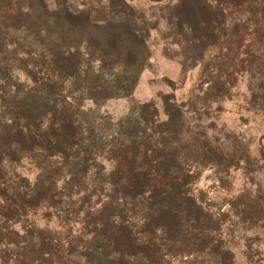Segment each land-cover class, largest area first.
<instances>
[{
    "label": "rangeland",
    "instance_id": "obj_1",
    "mask_svg": "<svg viewBox=\"0 0 264 264\" xmlns=\"http://www.w3.org/2000/svg\"><path fill=\"white\" fill-rule=\"evenodd\" d=\"M260 1L0 0V94L22 103L15 113L0 107V126L26 121V108L41 114L39 144L24 151L15 183L39 199L47 175L57 174L56 189L78 172L103 190L114 178L115 191L71 208L114 213L132 244L154 243L150 254L140 244L118 264L141 255L145 264H201L197 245L210 234L195 209L203 203L260 209L258 226L247 214L232 230L244 250L261 238L264 252V40L249 35ZM47 60L67 77L48 78ZM150 145L171 175L163 186L144 174ZM83 245L52 264H101ZM106 247L99 253L108 261L124 252Z\"/></svg>",
    "mask_w": 264,
    "mask_h": 264
},
{
    "label": "trees",
    "instance_id": "obj_2",
    "mask_svg": "<svg viewBox=\"0 0 264 264\" xmlns=\"http://www.w3.org/2000/svg\"><path fill=\"white\" fill-rule=\"evenodd\" d=\"M246 1L252 4L254 0ZM255 1L258 3V0ZM260 2L262 7H257L260 10L257 11L259 13L255 16L254 11L249 15L253 28L249 35L260 36L264 40V0ZM43 68L48 78L51 76L52 81L67 77L64 69L60 67L53 69L49 60L44 62ZM54 74L57 75L54 76ZM50 81L51 79H48V82ZM14 101H17L15 106H9ZM0 104L2 105L0 106L2 107L1 113L5 114L10 107L12 112H17L22 103L17 100L16 96L0 94ZM23 114L27 117L26 121H12L7 126H0V264H52L59 257L65 260L69 255V248L72 249L76 241L84 243L83 248L90 261L92 257L99 255L102 259L101 264H118L123 260L126 261L140 244L147 246V252L150 254L154 245L152 240L146 239L141 243L132 244L131 236L123 231L122 225L115 222L114 213L106 212L102 218H93L89 214L71 208L75 201L84 199V196L92 195L97 198L106 192L115 191L111 189L116 184L114 178L107 182L110 189L103 190L100 184L96 185L95 181L90 180L92 176L88 171L78 172L79 178L74 180L71 186L61 181L63 183L61 189H56L53 185L58 182L57 174L56 177L47 175L44 179L46 185H43L41 190L43 194L39 199L35 196L28 197L27 193L15 183V180L20 178L16 169L22 163V159L27 158L24 151H35L39 144L35 137L41 127L38 121L41 114H38L36 109H23ZM44 132L40 133L45 134ZM195 151L200 153L199 158L201 159L203 156L201 147L196 148ZM143 155V164L147 167L144 174H148L149 180L155 184L161 186L166 184L171 175L166 168L168 167L166 163L158 156V151L151 149L150 145ZM199 158L196 157L194 160ZM62 163V169L65 171L70 169L66 160ZM228 169L229 165L218 169L221 184L219 187L223 190L226 188ZM191 177L193 179L195 175ZM256 208L251 207L249 210L245 206L241 207L232 202L214 207L205 203L195 206L200 213V219L204 215L207 216L200 220V227H206L210 231L208 236L203 237L202 243L197 245V254L201 264H264V252L260 248L263 243L262 239L257 236L251 237V245H248L252 247L251 251H248V246L244 250L242 248L244 239L241 232L232 230L237 224L242 226L245 221L243 218L247 214L252 224L258 226L262 218L258 216L260 209ZM85 221L89 224V228L78 226L80 222L85 223ZM101 245L107 246L106 248L112 251L120 249L124 252L108 261L102 253H99ZM142 256L144 255L140 256L136 264H145ZM80 257L79 254L78 261H81ZM97 262L99 260L95 261L96 264Z\"/></svg>",
    "mask_w": 264,
    "mask_h": 264
}]
</instances>
